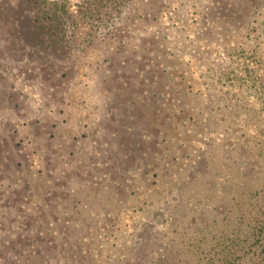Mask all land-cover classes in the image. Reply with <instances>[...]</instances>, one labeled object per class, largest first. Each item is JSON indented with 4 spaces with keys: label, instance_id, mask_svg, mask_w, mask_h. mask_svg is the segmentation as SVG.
I'll list each match as a JSON object with an SVG mask.
<instances>
[{
    "label": "rangeland",
    "instance_id": "374dc122",
    "mask_svg": "<svg viewBox=\"0 0 264 264\" xmlns=\"http://www.w3.org/2000/svg\"><path fill=\"white\" fill-rule=\"evenodd\" d=\"M0 264H264V0H0Z\"/></svg>",
    "mask_w": 264,
    "mask_h": 264
}]
</instances>
